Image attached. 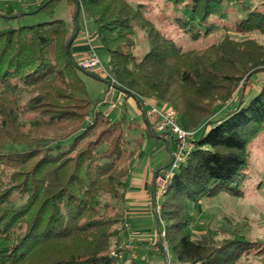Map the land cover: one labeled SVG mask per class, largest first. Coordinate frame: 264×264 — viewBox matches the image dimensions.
Listing matches in <instances>:
<instances>
[{
	"label": "trees",
	"instance_id": "trees-1",
	"mask_svg": "<svg viewBox=\"0 0 264 264\" xmlns=\"http://www.w3.org/2000/svg\"><path fill=\"white\" fill-rule=\"evenodd\" d=\"M56 1L34 12L52 13ZM69 1L78 28L82 16L92 21L118 89L174 108L198 131L161 202L175 264H264V242L244 224L200 238L192 225L204 199L244 195L250 148L264 132V82L240 88L264 73V44L232 31L264 35V8L234 0L229 24L233 0ZM75 31L61 19L0 31V264H136L111 252L138 152L127 136L142 139L128 116L113 122L93 105L75 38L67 46ZM139 33L149 46L142 57Z\"/></svg>",
	"mask_w": 264,
	"mask_h": 264
},
{
	"label": "rangeland",
	"instance_id": "rangeland-1",
	"mask_svg": "<svg viewBox=\"0 0 264 264\" xmlns=\"http://www.w3.org/2000/svg\"><path fill=\"white\" fill-rule=\"evenodd\" d=\"M241 1H245L252 7H259L262 9L264 8V0ZM6 3L16 6L17 11H22L23 5L27 2L12 0ZM31 3L32 2L29 1L27 5H31ZM4 5L5 2H1L0 9L3 8ZM228 7L229 16L227 17L226 22L232 24L233 18L235 17L234 14L236 10L239 9V5H237V3H235L233 0V3ZM10 8L11 7L8 6V9L5 10V13L0 14V31L12 30L20 26L40 24L53 19H61L65 21L68 28L71 30L73 28L77 29V25L75 23L76 13L73 16V6L69 0L56 1L51 8L53 10L52 13L48 11H40L36 13L34 12V9L32 12L22 11L21 16L8 18V10H10ZM243 15H241V17H243ZM78 22L79 28L72 46V53H84L90 42L101 56L102 61L105 62V59L102 57L103 53L99 48L98 41L95 37V29L92 21L86 16H82L79 18ZM232 36L238 40L253 38L264 44V35L243 34L237 31H232ZM204 44L205 43H202V45ZM137 45L138 46L135 50V54L142 57L149 49L143 33L138 34ZM81 78L86 84L93 105H97V109L107 115H104V117H108V119L113 122L119 121L123 116L122 112H124V107L126 106V103L124 104L125 101L122 102V97L119 91L117 89L109 91L110 86L106 79L93 77L88 72H81ZM263 82L264 73H259L253 76V78L247 84H243L240 90H244L245 93L249 92L250 94L259 89ZM105 98L107 99L108 103H101L100 105L97 104L100 101L102 102ZM126 107L128 112L132 114L135 113L136 117L134 116V122L137 124L145 123L138 108H131L129 106ZM137 136L142 139V145L135 143L136 141H134L131 135L127 136L129 141L132 143L128 145L130 149L133 150L136 148V146L138 147L137 155L131 164L134 165L136 159L138 158L139 163L135 170L137 172H143L149 177L152 170L161 169L170 163V153L175 150L176 144L172 137H154L147 129L140 131ZM105 148L106 146L102 147L101 151L105 150ZM250 150L251 164L248 169L249 179L245 183L243 197L230 196L228 194L221 193L215 198L204 199L199 205V208L195 214L196 219L193 220L192 224L195 237L200 238L201 236L207 235L210 232H220L221 229L229 231L235 225L244 224L242 229L247 234L248 238L251 240H261L264 242V132L252 143ZM132 166L130 169H132ZM130 192L131 190L128 188L127 195ZM127 202L128 201L126 198V202L122 204L124 216L125 213H128L129 211L127 210ZM149 203H151V200ZM148 206L149 211H147L146 208L142 210V220L137 221L134 219L133 222H130V220L127 221L131 226V234L134 235L133 237L135 239V246L137 248V256L135 258H131L134 259L136 264H158L159 262L166 264L167 262L165 261H168V264H175L176 262L173 259L174 253L172 251L168 252V254H166V252L162 253L161 246L159 245L161 243L159 230L164 229L166 223L165 217H157L156 214L150 210V205ZM140 222H142L141 225H139ZM124 223L125 222L123 219V234L119 239V246L128 239ZM159 223H161V226H159ZM146 241L147 243H154V246L152 245L151 249H149V252L145 250L147 247ZM140 248H142V250ZM148 257H150V262H146ZM126 264L131 263L127 262Z\"/></svg>",
	"mask_w": 264,
	"mask_h": 264
},
{
	"label": "built area",
	"instance_id": "built-area-1",
	"mask_svg": "<svg viewBox=\"0 0 264 264\" xmlns=\"http://www.w3.org/2000/svg\"><path fill=\"white\" fill-rule=\"evenodd\" d=\"M22 2H28L29 0H19ZM42 0H33L34 3L39 4ZM76 65L83 71L88 72L98 78L106 79L109 82L110 90L118 89L117 81L112 77L108 67L102 61L101 57L97 53L95 47L89 42L88 54L76 61ZM120 91L122 102L128 98H133L137 104L143 119L153 135H159L163 137H172L176 144V148L171 152L170 163L159 169L154 176L153 180V194L151 196L150 210L153 211L157 217L160 218L161 202L163 197L171 183L174 173L179 169L182 164H185L190 157L194 148V143L197 139V130H186L181 126L180 117L178 112L174 108L159 106L146 97L143 96H129L126 92ZM105 102V103H104ZM103 104L108 103L105 98L102 101ZM107 116L106 114H104ZM124 227L127 232L128 239L120 246L111 252V255L118 259L123 260L127 255L135 258L137 248L135 246L134 235L131 234V226L127 222V216H124ZM161 226V223H159ZM159 237L161 244L164 247L166 254L168 249L164 241L165 231L159 230ZM166 264H168V261Z\"/></svg>",
	"mask_w": 264,
	"mask_h": 264
},
{
	"label": "crops",
	"instance_id": "crops-1",
	"mask_svg": "<svg viewBox=\"0 0 264 264\" xmlns=\"http://www.w3.org/2000/svg\"><path fill=\"white\" fill-rule=\"evenodd\" d=\"M9 1H12V0H0V3L5 2V5L3 6V8L0 9V14L5 13V10L8 9V6L11 7L10 10H8V15H9L8 18H14V17L21 16L22 11L32 12L37 7V4L34 2H32L31 5H27V3H29V1H28L26 4L23 5L22 11H19V10L17 11L16 6L9 5L8 3H6ZM88 52H89V46L84 53H81V54L74 53L73 55H74L75 59L77 58V60H78V59L85 57L88 54ZM119 93H120V91H119ZM125 103H126V106H129L131 108L132 107L138 108V104L133 98L126 99L124 104ZM126 106L124 107V112H122L123 116L126 115V116L130 117L129 119H131V120L135 119L134 118V116L136 117L135 113L132 114V113L128 112ZM132 122H133V127L136 130V133H135L136 137H139L137 135L143 129H147L149 131L146 123L137 124L134 121H132ZM151 135L154 137H159V135H153V134H151ZM161 137H163V136H161ZM138 163H139V160L137 158L136 162L132 166V169H130L129 190H131V192L127 195V201H128L127 202V205H128L127 210H129V211H128V213L127 212L125 213V215L127 214L126 215L127 221L130 220V222H133L134 219L137 221L142 220L141 215H143L142 210L144 208H146V210L149 211L148 205L151 204V203H149V201L151 200V196L153 194V180H154L155 173L159 170V169L158 170H152L149 177H148L145 173L137 172L135 170ZM141 224H142V222L139 223V225H141ZM122 234H123V232H122ZM146 245H147V247L145 250L147 252H149V249H151L152 245L154 246V243H152V242L147 243V241H146ZM140 249L142 250V248H140ZM146 262H150V257H148ZM158 264H163V263L159 262Z\"/></svg>",
	"mask_w": 264,
	"mask_h": 264
},
{
	"label": "water",
	"instance_id": "water-1",
	"mask_svg": "<svg viewBox=\"0 0 264 264\" xmlns=\"http://www.w3.org/2000/svg\"><path fill=\"white\" fill-rule=\"evenodd\" d=\"M79 6V5H78ZM77 14H78V9H77V11H76V14H75V20H76V17H77ZM77 33H78V27H77V29H76V32L74 33V35L70 38V40L68 41V47H69V45L71 44V42L73 41V39L75 38V36L77 35Z\"/></svg>",
	"mask_w": 264,
	"mask_h": 264
}]
</instances>
